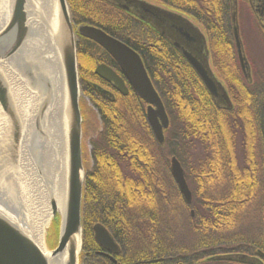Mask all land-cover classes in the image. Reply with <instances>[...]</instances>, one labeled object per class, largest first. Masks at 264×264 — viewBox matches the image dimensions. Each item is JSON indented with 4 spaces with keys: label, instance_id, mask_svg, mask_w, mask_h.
<instances>
[{
    "label": "trees",
    "instance_id": "1",
    "mask_svg": "<svg viewBox=\"0 0 264 264\" xmlns=\"http://www.w3.org/2000/svg\"><path fill=\"white\" fill-rule=\"evenodd\" d=\"M157 1L192 17L206 31L213 65L226 79L235 106L231 112L217 108L181 54L145 23L103 0H67L77 27L99 28L138 52L170 118L160 144L146 105L132 90L111 101L94 87L106 86L95 75L96 66L115 64L98 44L77 36L81 88L102 123L91 140L93 166L86 174L82 264H114L98 254L96 223L120 246V264H234L212 257L244 252L243 242L249 239L212 240L207 232L233 218L251 197L264 199V79L252 90L237 68L229 0ZM172 157L185 171L191 205L172 178ZM215 180L224 187L220 196L209 191ZM179 205L190 222L191 238L185 243L174 241L178 238L170 221ZM49 236L57 237L56 223Z\"/></svg>",
    "mask_w": 264,
    "mask_h": 264
},
{
    "label": "water",
    "instance_id": "2",
    "mask_svg": "<svg viewBox=\"0 0 264 264\" xmlns=\"http://www.w3.org/2000/svg\"><path fill=\"white\" fill-rule=\"evenodd\" d=\"M50 1L53 4L52 17L50 22L44 18V27L51 37L60 71V125L64 155L63 212L58 211L55 199L50 196L51 222L57 225V245L53 249L49 247L46 255L42 253L26 234L24 221L20 219L24 213V207L18 199L21 192L17 190L15 196L11 195L8 179L16 174L23 126L9 85L0 75V124L5 125L4 133L0 128L1 134H4L0 139V264H50L57 256L61 257V264H81L86 168L77 34L98 44L117 63L122 76L105 64L98 65L95 74L124 96L129 93L128 83L134 93L147 104V118L159 143L164 142V131L170 123L163 101L140 55L99 28L83 25L76 29L67 0ZM103 1L145 23L168 41L198 75L214 103L220 108L230 109L231 100L211 64L207 37L198 25L181 13L149 0ZM248 1L256 19L264 26V17L261 16L264 14V0ZM28 3L29 0H0V62L9 61L13 71L25 83L27 93L35 95L39 100L35 114L40 137L36 135L38 142H32L30 151L37 171L49 187V180L41 165L46 147L41 145L43 136L40 120L55 104L56 89L54 81L47 74L50 69L44 63V58L38 54L33 56L32 53L28 56L27 48L38 44L29 22ZM237 11V0H231L232 30L238 59L243 73L250 80L251 69L240 35ZM42 17L41 21L44 20ZM94 87L111 101L114 100L111 91L96 84ZM171 173L183 199L190 204L192 193L185 172L176 158L171 160ZM93 230L97 243L106 251L102 255L117 264L113 255L120 253V247L112 235L102 225H96ZM48 238L50 236L47 233ZM245 259V256L240 255L213 258L230 261Z\"/></svg>",
    "mask_w": 264,
    "mask_h": 264
},
{
    "label": "bare ground",
    "instance_id": "3",
    "mask_svg": "<svg viewBox=\"0 0 264 264\" xmlns=\"http://www.w3.org/2000/svg\"><path fill=\"white\" fill-rule=\"evenodd\" d=\"M52 6L53 4L50 0H29V22L32 25L35 40L38 44L27 48L28 56L32 53L33 56L38 54V56L44 58V63L50 69L47 74L54 81L56 89L55 104L40 120V132L43 136L41 140L43 143L41 142L42 144H40L46 147L41 158V165L44 174L49 180V187L37 171L30 151V148L33 147L32 142L38 139L36 135L40 137L36 128L37 114H35L39 100H37L35 95L27 93L25 83L13 71L9 61L0 62V75L9 85L23 126L18 166L16 174H12L9 177L8 186L11 189L12 196H15L17 190L21 192V196L18 199L24 207V213H22L20 219L24 221L26 234L44 255L48 252V244L45 240L46 230L52 219L50 196L55 199L59 212H63L64 203V155L60 125V71L51 37L44 27L45 19L46 21H51ZM42 14L43 17L41 16ZM41 17L45 19L41 21ZM0 128L4 133L5 125L3 123L0 124ZM3 133L1 134L0 132V139L4 135ZM61 263L62 259L60 256L50 261V264Z\"/></svg>",
    "mask_w": 264,
    "mask_h": 264
},
{
    "label": "rangeland",
    "instance_id": "4",
    "mask_svg": "<svg viewBox=\"0 0 264 264\" xmlns=\"http://www.w3.org/2000/svg\"><path fill=\"white\" fill-rule=\"evenodd\" d=\"M240 28L241 34L243 38V42L246 49V54L248 58L254 65V69L257 76L264 77V36L259 32V28L255 20L253 19L248 6L246 3H243L240 7ZM83 101V102H82ZM81 103L85 105L84 110V138H83V149L85 156V164L88 169H91L93 160L91 158L92 144L91 140L102 130V123L100 116L97 110L90 103L89 98L87 96H83ZM239 149V143H238ZM258 151L261 148H257ZM240 156V164L243 165V152L239 151ZM261 160V156L259 157ZM223 183L224 180L221 179ZM216 185V180L210 185V193L213 195L220 196L224 193V187H218ZM261 197H251L250 200L242 207H238L234 211V217L228 218L227 221L221 223L219 226L215 227V230H209L208 227H205V231L209 230L208 237L209 239H224V238H233L238 235H245L247 238L254 239L255 232H258L261 228L263 218L260 217L259 211L260 208ZM170 221L175 229V238L176 242H184L189 241L191 238V229L189 226L188 216L179 205L178 209L173 212L170 216ZM53 226V222H50L48 228L46 230L45 240L47 242V233L50 234L51 228ZM53 235V233H52ZM52 240V241H51ZM185 243V242H184ZM48 248L53 249L57 245L56 236L53 239H49L47 243Z\"/></svg>",
    "mask_w": 264,
    "mask_h": 264
},
{
    "label": "flooded vegetation",
    "instance_id": "5",
    "mask_svg": "<svg viewBox=\"0 0 264 264\" xmlns=\"http://www.w3.org/2000/svg\"><path fill=\"white\" fill-rule=\"evenodd\" d=\"M240 1H243V0H240ZM263 3V1H262ZM264 5V3H263ZM262 17H264V14L261 15ZM259 28V26H257ZM261 28V29H260ZM259 28V32L261 33V35L264 36V26H260ZM82 37V36H81ZM84 38V37H83ZM116 39V38H115ZM118 40V39H117ZM121 41V40H119ZM123 42V41H121ZM124 43V42H123ZM126 44V43H125ZM127 45V44H126ZM130 47V46H129ZM131 48V47H130ZM135 51V50H134ZM136 52V51H135ZM138 53V52H137ZM109 55V54H108ZM110 56V55H109ZM111 57V56H110ZM141 57V56H140ZM246 57H247V60L250 64V69H251V78L250 80L247 79V77L245 76V74L243 73V70H242V67L240 65V62H239V59H238V55L237 53H235V60H236V64H237V68L240 71H242V75H243V78H244V81H246V83L248 85H250V88L253 90V86L256 87V85L258 84L257 82H260L261 78L264 79V77H261V76H257L256 75V72H255V69H254V65L253 63L251 62V60L248 58L247 54H246ZM142 58V57H141ZM112 61L114 62L115 64V68H113L118 74L121 75V72H120V69L117 65V63L113 60V58L111 57ZM143 60V59H142ZM99 65V64H98ZM97 65V66H98ZM96 66V67H97ZM112 68V67H111ZM96 69V68H95ZM241 74V72H240ZM96 75V74H95ZM97 76V75H96ZM122 76V75H121ZM98 77V76H97ZM99 78V77H98ZM102 83L106 86H101L109 91H111L115 98H116V94H120L117 90H115L111 85H109L108 83L104 82L101 78H99ZM222 84L223 85H226V79L223 78L222 79ZM94 85V83H93ZM126 85L128 86L129 88V93H130V90H131V87L128 85V83H126ZM135 94V93H134ZM129 95V94H128ZM127 95V96H128ZM232 98V97H231ZM110 100V99H109ZM233 100V99H232ZM231 100V106H230V109H226V107H223V108H220L218 107L216 104V106L221 109V110H224V111H231L233 109V101ZM262 116L264 118V108H263V112H262ZM263 202V203H262ZM262 205L264 206V199L261 201L260 203V208H261V211H259L260 213V217L263 218L262 220V224H261V228L259 229V235H258V232L256 231L255 232V236H254V239H252L251 237L250 238H247L245 235L244 237L240 236L241 239H249V241H245L243 242V245L242 247L245 249H247L246 251L244 252H236V253H233V254H236V255H240V256H245L246 259L245 260H242V261H234L235 263L234 264H264V209L262 208ZM239 239V240H241ZM100 252V253H99ZM98 253L99 254H102L103 253V250L101 249V251H99ZM229 254H232V253H229ZM116 256L118 255H114V258L116 259ZM117 260V259H116ZM115 264V263H114Z\"/></svg>",
    "mask_w": 264,
    "mask_h": 264
}]
</instances>
